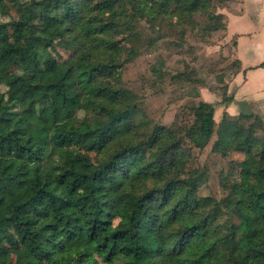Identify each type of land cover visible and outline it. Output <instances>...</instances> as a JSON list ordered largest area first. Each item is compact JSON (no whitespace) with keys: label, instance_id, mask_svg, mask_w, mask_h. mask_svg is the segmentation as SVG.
Wrapping results in <instances>:
<instances>
[{"label":"trees","instance_id":"obj_1","mask_svg":"<svg viewBox=\"0 0 264 264\" xmlns=\"http://www.w3.org/2000/svg\"><path fill=\"white\" fill-rule=\"evenodd\" d=\"M214 2L0 0L18 16L0 21V264H264L262 120L224 113L215 128L201 101L183 136L139 140L122 84L136 18L215 25ZM214 134L213 153L244 156L218 202L195 195L201 172L180 178L183 138L203 149Z\"/></svg>","mask_w":264,"mask_h":264},{"label":"rangeland","instance_id":"obj_2","mask_svg":"<svg viewBox=\"0 0 264 264\" xmlns=\"http://www.w3.org/2000/svg\"><path fill=\"white\" fill-rule=\"evenodd\" d=\"M235 1L215 0L212 12L223 17V22L215 25L201 14L194 16L193 23L183 25L175 24L174 19L160 18L150 21L136 18L132 22L134 33L126 46L133 48L136 55L125 63L121 75L123 87L136 97L134 119L140 127L139 140L154 128L174 130L183 136L193 123L191 109L199 102L224 105L215 102L228 97V82L237 64L233 41L226 38L223 9ZM17 17L12 9L9 16H0V21L9 22ZM73 51L69 42L57 41L55 52L51 53L66 60ZM5 90L0 87V91ZM216 140L214 134L208 145L200 149L183 138L180 152L184 166L180 178H192L195 171L201 172L195 195L218 202L227 196L229 186L238 179L237 166L244 156L232 151L225 156L213 153Z\"/></svg>","mask_w":264,"mask_h":264},{"label":"crops","instance_id":"obj_3","mask_svg":"<svg viewBox=\"0 0 264 264\" xmlns=\"http://www.w3.org/2000/svg\"><path fill=\"white\" fill-rule=\"evenodd\" d=\"M223 13L237 69L228 82L231 99L215 106L214 119H221L224 113L230 118L253 114L264 123V0H237L224 7Z\"/></svg>","mask_w":264,"mask_h":264}]
</instances>
